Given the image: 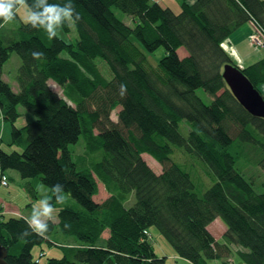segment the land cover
<instances>
[{"label": "trees", "instance_id": "16d2710c", "mask_svg": "<svg viewBox=\"0 0 264 264\" xmlns=\"http://www.w3.org/2000/svg\"><path fill=\"white\" fill-rule=\"evenodd\" d=\"M71 3L80 19L69 42L58 36L49 40L18 15L6 25L0 20V115L11 127L10 145L21 149H0V180L13 170L49 189L60 183L75 202L58 210L56 225L50 222L43 237H21L27 218L0 214L6 262L165 264L152 244L141 242L154 228L190 264L220 261L229 245L237 248L242 264H264V192L257 193L236 167L244 159L264 173V119L248 114L221 77L225 65L236 66L222 42L248 22L264 34V0H179L178 13L153 0ZM60 30L68 35L69 23ZM160 48L165 54L153 69L145 56ZM36 51L44 53L41 59L33 58ZM13 53L20 59L16 92L2 78ZM241 71L261 93L264 61ZM198 90L212 98L209 105ZM19 107L34 117L20 128ZM118 108L114 122L111 112ZM182 122L189 127L186 137ZM80 137L85 154H101L99 161L86 158L80 166L73 161L69 146ZM175 148L200 166L205 182L193 164L173 161ZM144 153L160 164L161 173L146 164ZM98 184L109 195L102 203L93 199ZM131 195L134 203L126 208ZM218 218L227 227L223 246L208 229ZM54 229L83 246L65 251L61 259L33 257L34 246ZM106 230L109 237L101 242Z\"/></svg>", "mask_w": 264, "mask_h": 264}, {"label": "rangeland", "instance_id": "374dc122", "mask_svg": "<svg viewBox=\"0 0 264 264\" xmlns=\"http://www.w3.org/2000/svg\"><path fill=\"white\" fill-rule=\"evenodd\" d=\"M156 1V0H153ZM159 1V0H158ZM179 4V3H178ZM176 4L175 0H162L161 6L162 7H169L171 8L174 12L178 13L180 11L179 5ZM18 15L20 17V20L24 23L23 21V10L18 12ZM116 15L122 19L125 23L128 25H131L132 22L130 21L129 17L122 14L119 11H116ZM69 29L70 32L68 35L63 34V32L59 29L58 30V37L62 38L64 41H71L72 39L76 38V30L73 24L69 23ZM260 30V29H259ZM256 30H252V33L249 35V43L250 47L246 46L245 43H241L237 45L238 51L243 55L245 53L251 54L254 53L255 50L252 48L254 47L256 50L259 49L261 50L262 48L259 47V45L255 42L254 44L251 42V36L255 34ZM133 38V37H132ZM235 37H233V41H231L232 44L235 45ZM259 38L264 42V40L259 36ZM231 40L230 38L227 40V42ZM232 44L227 43V45L230 47L229 49L234 48ZM264 45H262L263 47ZM252 47V48H251ZM165 52L163 48L158 49L155 53L153 54H146V61L147 64L150 65L151 68L155 69L159 63V60L164 56ZM229 56L230 54L227 53ZM231 57L236 58L235 54L231 52ZM246 54V55H247ZM259 54V53H257ZM186 53L183 50H180V56H184ZM247 65V64H246ZM20 66V59L19 57L13 53L11 58L4 64L3 67V79L4 81H8L7 83L11 85V83L14 80L15 73L17 69ZM243 69V68H242ZM102 71L107 73L106 68H102ZM50 87L58 92L60 95H62V90L60 87H58L55 83L52 81L49 82ZM262 95L264 96V92H261ZM197 95L203 100V102L207 105H209L212 101V98L207 96L202 90L197 91ZM117 110H114L111 112V119L115 122L117 121ZM19 113L22 112L23 115L20 113V116L16 122L17 127H22L28 122H31L34 120V117L27 113L22 107L18 108ZM189 127L185 122H182L180 124V133L186 137L188 135ZM10 132H11V127L10 124L7 122H3L2 117L0 116V146L5 152H13L17 151L20 152L21 149L16 147L15 145H10L11 140H10ZM97 131H95V134ZM10 145V146H9ZM69 149L72 152V159L73 161L80 166L81 164L87 163L88 160H95L94 162H97L101 159V154H95L93 156H89L85 154L84 150V142L83 138L80 137L78 143L76 145H71L69 146ZM87 158V159H86ZM142 158L146 162V164L156 173L159 174L162 171V167L160 164L152 158L148 154H142ZM85 159V160H84ZM173 161L180 162L182 164H193L195 171L199 178L205 182L206 178L204 177L200 166H198L196 163H194L192 160H190L185 154H183L179 149L175 148L172 156ZM84 160V161H83ZM83 161V162H82ZM79 163V164H78ZM239 167V172L241 175L244 177V179L249 182L250 184H253V188L257 193L264 192V173L259 167H255L248 162H245L244 159L240 160L237 162L236 167ZM237 167V168H238ZM7 175V177H6ZM6 181L8 180L7 184L3 185L0 184V202L3 203V205H15L18 207V211L20 212L19 215L15 216L12 215L10 211L5 212L4 218H12V217H24L28 218L30 215L33 207L36 206L38 201L40 200L42 195L50 194L49 188L42 185L40 180L38 178H32V179H23L19 175L18 172L13 171V170H8L6 171ZM8 178V179H7ZM8 185V186H7ZM108 193L105 191L104 186L102 184H98V194L93 197L94 201L96 203H102L108 198ZM134 203V198L133 195L129 196L128 200L124 203V206L126 208H129L133 205ZM75 202L74 200L69 197L68 195L66 196V200L64 203H55L53 205L56 215L58 210L64 206V205H74ZM220 220V219H219ZM58 221V219H57ZM56 221V222H57ZM221 221V220H220ZM222 222V221H221ZM53 223V222H52ZM223 223V222H222ZM56 225V223H53ZM224 224V223H223ZM225 225V224H224ZM220 226H222L220 224ZM226 227V225H225ZM56 228V227H55ZM210 229L213 231L215 235H218L222 233L223 228L219 229V225L214 224L213 226L210 227ZM55 231L53 232V235L47 237V241H44L42 245H35L34 248L32 249V255L33 257H43L41 261H46L49 258H56V259H61L64 255H66L65 251L72 252L74 248L83 246V244L79 243L76 238L73 237H67L64 235H61L57 229H54ZM221 230V231H220ZM152 234V235H151ZM224 234V233H223ZM222 234V236H223ZM153 236V237H152ZM109 237L108 231H104L101 234V239L103 242ZM141 242H147L153 245L154 247V252L156 255L160 257H165V264H190L184 259L179 258L176 254L175 251L173 250L172 246L160 235V233L154 229L151 228L147 231V233L142 234V239ZM223 242V239H222ZM225 250H228L231 255L232 261L235 262V264L238 262L239 258L236 256L235 252L237 251V248L229 245L228 247H223ZM43 250L44 253L40 254V251ZM231 250H233L231 252ZM71 260V258H69Z\"/></svg>", "mask_w": 264, "mask_h": 264}, {"label": "clouds", "instance_id": "9594fccd", "mask_svg": "<svg viewBox=\"0 0 264 264\" xmlns=\"http://www.w3.org/2000/svg\"><path fill=\"white\" fill-rule=\"evenodd\" d=\"M23 10V21L25 25L33 29L43 30L49 40L58 35V30L66 23L75 24L80 16L75 12V8L68 0L67 3L46 4V0H35V3L28 4L27 0H0V20L3 24L12 23L17 13ZM75 13V19L73 14ZM3 26V25H0ZM43 52H33L34 59H41ZM125 89V85H121V90ZM50 194L42 195L35 207H33L26 223L28 229L21 233V237H27L32 233L38 236H45L49 230V223L57 221V215L53 207V198L57 203H64L67 194L64 191V185L57 183L49 189ZM69 227V225H65Z\"/></svg>", "mask_w": 264, "mask_h": 264}, {"label": "crops", "instance_id": "0c3cea01", "mask_svg": "<svg viewBox=\"0 0 264 264\" xmlns=\"http://www.w3.org/2000/svg\"><path fill=\"white\" fill-rule=\"evenodd\" d=\"M176 1V4L179 3V0H175ZM190 1H194V0H190ZM156 2H159L161 4L162 0H156ZM179 5V4H178ZM18 15V13H17ZM19 17V15H18ZM20 19V17H19ZM257 30V27L255 24H253L252 22H248L247 24L243 25L242 27H240L238 30H236L229 38L231 40H229L228 42L225 43V47H226V52L230 54V57H231V52H233L235 54V59L231 57V59L233 60L234 64L237 65L238 67L240 68H245V67H248L260 60H263L264 61V46L262 47L261 50L259 49H255L254 47L252 48L254 51V53H251V54H247L245 53V55L241 54L240 51H238V48H237V45L236 44H240L241 43V40H242V43H245L246 46L250 47V43L248 42L249 40V35L252 33V30ZM233 37H235V45L231 43L234 42L232 39ZM228 38V39H229ZM262 38L264 39V36L262 35ZM227 43L229 44H232L234 48L232 49H229L230 47L227 45ZM241 43V44H242ZM259 53V54H257ZM247 54V55H246ZM247 64V65H246ZM3 78V77H2ZM4 80V79H3ZM5 82H8V81H5ZM10 84V83H9ZM11 88L14 92L18 91V87H17V84L16 82L13 80V82L11 83ZM260 91L261 92H264V84L260 87ZM22 115L23 113L20 112ZM1 116V115H0ZM0 149H1V146H0ZM6 174V173H5ZM7 176V175H6ZM3 187V186H2ZM19 209L17 206L15 205H3L2 202H0V214H5V212L7 211H10L12 213V215H19L20 212H17ZM26 219V218H25ZM214 224H217L219 225V229H221V227L223 228L222 230V233L218 234V235H215L213 233V231L210 229L211 226H213ZM220 224L222 226H220ZM208 229L210 231V233H212V235L214 236L215 238V241L223 246L224 242H222V234L225 232L226 230V227L225 225L219 220V219H216L214 222H212L209 226H208ZM221 231V230H220ZM152 235V234H151ZM153 237V236H152ZM229 248V246H226ZM233 250H231L232 252ZM160 257V256H158ZM186 261V260H185ZM188 262V261H187ZM189 263V262H188ZM210 264H235L234 261H232L231 259V255H230V252H228V250H226V254L224 255V257L220 260V261H215V262H211ZM236 264H242V262L240 260H238V262Z\"/></svg>", "mask_w": 264, "mask_h": 264}, {"label": "water", "instance_id": "95a60500", "mask_svg": "<svg viewBox=\"0 0 264 264\" xmlns=\"http://www.w3.org/2000/svg\"><path fill=\"white\" fill-rule=\"evenodd\" d=\"M241 69L237 65H225L221 77L234 99L248 114L264 119V98ZM7 254V248L0 243V264H8L6 262Z\"/></svg>", "mask_w": 264, "mask_h": 264}, {"label": "built area", "instance_id": "2783aa9c", "mask_svg": "<svg viewBox=\"0 0 264 264\" xmlns=\"http://www.w3.org/2000/svg\"><path fill=\"white\" fill-rule=\"evenodd\" d=\"M251 42L254 44L255 42L259 45V47H261L263 45V42L262 40L259 38V32L256 30L255 34H253L251 36ZM0 184L3 185H6L7 184V181H6V178L5 176H3L0 180ZM144 233H147V231H145Z\"/></svg>", "mask_w": 264, "mask_h": 264}, {"label": "bare ground", "instance_id": "6f19581e", "mask_svg": "<svg viewBox=\"0 0 264 264\" xmlns=\"http://www.w3.org/2000/svg\"><path fill=\"white\" fill-rule=\"evenodd\" d=\"M257 31H258V30H257ZM262 35L264 36L263 33H260V32H259V36H261V38H262ZM262 39H263V38H262ZM227 40H228V39H226L225 41H223L222 44H221L222 48H223L225 51H226L225 43L227 42ZM263 40H264V39H263ZM263 45H264V42H263ZM260 48H262V46H261ZM218 219H219V218H218ZM221 221H222V220H221ZM222 222H223V221H222ZM223 223H224V222H223ZM226 230H227V227H226ZM226 230H225V232H226ZM225 232H224V233H225Z\"/></svg>", "mask_w": 264, "mask_h": 264}]
</instances>
